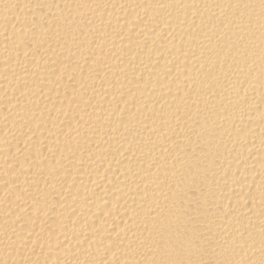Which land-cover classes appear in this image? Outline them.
Here are the masks:
<instances>
[{
    "label": "bare ground",
    "instance_id": "obj_1",
    "mask_svg": "<svg viewBox=\"0 0 264 264\" xmlns=\"http://www.w3.org/2000/svg\"><path fill=\"white\" fill-rule=\"evenodd\" d=\"M0 264H264V0H0Z\"/></svg>",
    "mask_w": 264,
    "mask_h": 264
}]
</instances>
